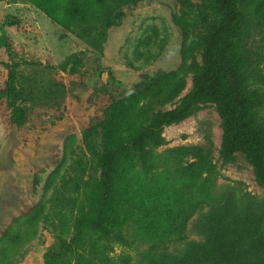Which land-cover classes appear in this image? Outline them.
<instances>
[{
  "label": "rangeland",
  "instance_id": "obj_1",
  "mask_svg": "<svg viewBox=\"0 0 264 264\" xmlns=\"http://www.w3.org/2000/svg\"><path fill=\"white\" fill-rule=\"evenodd\" d=\"M103 1L102 16L83 26L93 38L106 31L93 48L29 0H0V264H45L47 252L74 240L82 210L89 208L85 189L90 192L100 179L101 124L108 109L183 66L181 80L165 89L171 102L142 109L146 100L132 115L121 116L123 141L131 149L136 130L149 128L158 112L179 107L193 91L202 67L200 39L206 25L219 20L211 0ZM239 7L252 23L240 44L245 88L262 100L255 118L264 126V0H239ZM72 54L78 65L67 62ZM10 87L21 93L16 100L6 96ZM192 106L190 117L158 133V146L130 151V159L170 154L185 176L215 184L227 205L243 211L232 215L228 229L216 217L217 208L200 207L187 223L185 244L161 253L181 255L190 244L203 256L207 242L209 252L238 250L234 263L264 264V185L244 154L221 158L224 125L214 103ZM208 230L221 233L220 248L214 237L203 236ZM98 245L107 248L105 242ZM108 249L107 257L98 258L88 246L77 254L101 264L129 254L136 264L145 261L147 247Z\"/></svg>",
  "mask_w": 264,
  "mask_h": 264
},
{
  "label": "trees",
  "instance_id": "obj_2",
  "mask_svg": "<svg viewBox=\"0 0 264 264\" xmlns=\"http://www.w3.org/2000/svg\"><path fill=\"white\" fill-rule=\"evenodd\" d=\"M29 1L54 23L76 34L89 46L99 48L103 43L101 38L106 31L101 29L93 38L91 30L84 31L83 26L87 21L102 16L105 1ZM211 1L219 20L208 23L200 39L202 67L195 75L193 91L179 107L158 112L149 128L136 130L131 149L123 141L121 116L132 115L146 100H149L148 105L142 104V109L171 102V98L165 96V89L181 80L183 66L171 75L157 77L152 83L141 85L132 95L108 109L101 124L103 153L99 158L100 179L90 190L91 193L85 189V204L89 208L82 210L84 214L75 225L74 240L63 242L59 250L47 252L45 264H65L72 259L76 260V264H87V260L91 264H101L97 258L89 259L85 254L78 255L77 251L86 246L92 247L99 258L107 257L105 252L109 251V246L132 248L138 245L147 249L145 261L136 264H242L233 261L240 260L238 250L228 255L219 251L209 252L207 242L203 256L187 244L181 255L164 257L161 252L169 246L185 244L187 223L200 207L217 208L215 215L223 220L226 228L232 227V215L238 212L241 216L243 208L227 205L226 198L215 192V184H205L185 176L170 154H157L144 162L132 160L129 156L130 151L139 152L147 146H158V133L164 127L190 117L194 112L193 103L209 101L217 107L224 125L221 158L227 162L238 153L244 154L254 169L258 183L264 185V126L255 118L263 102L259 96L246 91L240 54V44L251 32L252 23L241 11L239 0ZM67 62L74 63V66L80 61L76 54H72ZM10 78L14 79L13 73ZM6 96L13 101L21 93L10 87ZM203 236L206 240L214 237L217 248L221 247V233L208 230ZM100 242H105L107 248L101 251ZM114 260L112 258L111 262ZM113 263L134 264L129 254H123L119 262Z\"/></svg>",
  "mask_w": 264,
  "mask_h": 264
}]
</instances>
